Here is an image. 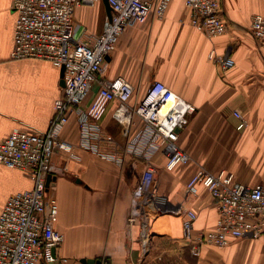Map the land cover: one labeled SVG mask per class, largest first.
I'll list each match as a JSON object with an SVG mask.
<instances>
[{"label": "crops", "instance_id": "crops-1", "mask_svg": "<svg viewBox=\"0 0 264 264\" xmlns=\"http://www.w3.org/2000/svg\"><path fill=\"white\" fill-rule=\"evenodd\" d=\"M225 34L209 38L190 23L185 0H172L164 18L127 29L117 48L107 59L105 79L123 77L144 96L155 82H162L187 102L195 112L179 132V146L193 161L166 169V156L158 152L152 161L158 169L159 193L172 208L194 210L196 233L211 230L218 211L210 192L200 186L198 195L189 196L186 185L200 167L217 173L226 170L237 181L255 185L264 182V45L256 41L250 27L253 16H264V0H220ZM108 17L102 0L95 6L75 11L74 40L82 42L102 33ZM17 15L11 0H0V141L14 129L46 131L55 114V102L62 96L61 68L39 59L13 60ZM216 50L230 55L234 67L223 72L209 59ZM99 79L84 102L88 106L101 85ZM118 103L108 105L101 125L120 148L143 127L140 118L131 129L116 116ZM235 111L248 126L238 130ZM130 135V136H129ZM62 138L76 145L79 124L75 114ZM207 146H221L214 161ZM77 158L64 152L54 158L56 200L59 206L57 229L64 234L58 249L70 264L83 259L103 264H264V234L242 238L223 249L204 246L201 255L192 254L184 238L183 215L158 214L151 221L148 253H141V221L129 224L132 212L146 207L134 200V191L146 161L127 153L122 164L77 149ZM218 162H216V161ZM31 180L20 170L0 162V212L11 194L29 190Z\"/></svg>", "mask_w": 264, "mask_h": 264}, {"label": "built area", "instance_id": "built-area-1", "mask_svg": "<svg viewBox=\"0 0 264 264\" xmlns=\"http://www.w3.org/2000/svg\"><path fill=\"white\" fill-rule=\"evenodd\" d=\"M102 0H11L17 15L14 32L13 60L39 59L64 68L62 96L55 102V114L46 131L32 128L14 129L0 141V162L8 168L22 171L33 183L29 190L11 194L0 212V264H70L57 251L64 243V234L57 229L59 206L50 195L49 176H54L55 155L64 152L77 158L83 149L111 162L122 164L127 153L146 161L145 169L133 194L136 203L146 207L133 211L129 224L141 221V253L150 247L151 221L163 212L183 215L184 238L194 256L199 257L204 246L225 248L234 240L259 238L264 234V182L255 185L236 180L234 174L221 170L213 173L200 167L186 185V193L196 196L199 187L206 188L214 200L218 219L213 229L196 233L198 218L194 210L172 208L167 197L159 193L158 169L152 158L163 152L166 169L193 161L179 146V132L195 112L193 104L173 92L167 85L155 81L144 96L123 77L103 78L107 59L117 48L122 34L129 28L164 18L172 0H108L111 16L102 33L76 42L75 11L81 6H95ZM190 10V23L209 38L226 33L220 0H185ZM251 33L264 45V16H253ZM223 72L234 67L228 54L209 53ZM101 79L93 101L84 102ZM118 103L116 116L130 129L136 118L143 121L138 133L129 135L126 146L105 133L101 119L112 102ZM75 114L79 124L76 145L62 138V132ZM238 130L248 126L244 115L235 111Z\"/></svg>", "mask_w": 264, "mask_h": 264}, {"label": "water", "instance_id": "water-1", "mask_svg": "<svg viewBox=\"0 0 264 264\" xmlns=\"http://www.w3.org/2000/svg\"><path fill=\"white\" fill-rule=\"evenodd\" d=\"M104 1V4L106 5L107 7V11H108V17L111 16V6L109 4V1L108 0H103ZM63 77H64V68L61 69V78H62V82L61 84L64 86V80H63ZM55 181H56V177L55 176H49L48 178V186L50 187V195L52 198H55L56 197V185H55ZM80 264H103L102 261L100 260H87V259H83L80 261Z\"/></svg>", "mask_w": 264, "mask_h": 264}, {"label": "rangeland", "instance_id": "rangeland-1", "mask_svg": "<svg viewBox=\"0 0 264 264\" xmlns=\"http://www.w3.org/2000/svg\"><path fill=\"white\" fill-rule=\"evenodd\" d=\"M208 147V151L206 152L207 153V157H214V154L218 152L219 150V147L221 149V146H207ZM211 157V161H214V158ZM216 161V160H215ZM218 162V161H216ZM215 248H218V249H223V248H219V247H215Z\"/></svg>", "mask_w": 264, "mask_h": 264}]
</instances>
